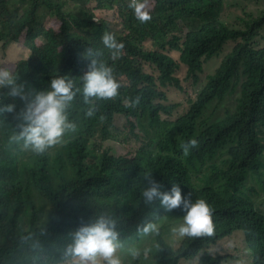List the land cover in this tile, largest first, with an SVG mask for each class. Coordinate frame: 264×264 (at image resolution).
<instances>
[{"label":"trees","instance_id":"16d2710c","mask_svg":"<svg viewBox=\"0 0 264 264\" xmlns=\"http://www.w3.org/2000/svg\"><path fill=\"white\" fill-rule=\"evenodd\" d=\"M130 3L0 0V55L23 39L12 72L26 90L57 75L82 88L88 47L121 85L116 97L91 100L90 117L78 93L69 108L76 131L42 154L11 140L24 102L0 90V106L16 104L0 113V264H72L71 233L102 212L118 218L123 264H264V202L245 192L250 180L264 198V11L237 28L221 19L225 0H148L151 19L141 23ZM113 9L117 30L95 16ZM105 32L124 44L119 56L103 45ZM181 76L197 88L193 97ZM172 89L186 105L175 118L182 103H170ZM190 139L198 146L185 155ZM145 174L164 191L175 183L190 200L205 199L213 235L172 236L184 212L144 206ZM146 220L158 235L137 233ZM234 235L237 246L212 251Z\"/></svg>","mask_w":264,"mask_h":264},{"label":"clouds","instance_id":"9594fccd","mask_svg":"<svg viewBox=\"0 0 264 264\" xmlns=\"http://www.w3.org/2000/svg\"><path fill=\"white\" fill-rule=\"evenodd\" d=\"M141 22L151 19L148 0H131L129 5ZM103 45L113 57L121 54L124 44L118 41L111 32L102 36ZM99 52L87 48L85 57L90 60L88 71L82 77V88L76 87L74 80L68 76L57 75L52 78L44 90H26L23 83L18 82V75L9 68L0 67V90H7L6 95L19 98L24 107L16 113L17 129L11 140L21 144L24 149L36 154L46 152L48 148L62 142L69 132H75L76 122L69 119V108L72 102L81 94L83 102L89 105L86 116H92L95 105L92 99H111L118 95L121 87L113 74V69L96 59ZM138 98L132 101L133 106ZM16 104L9 103L0 106V113H13ZM198 146L196 139H190L182 145L185 155ZM147 184L142 190V203L146 207H153L159 202L165 212L181 208L184 212L182 222L173 225L170 233L178 238H197L212 236L215 225L213 223V209L205 199L192 201L188 195H182L181 187L173 183L170 191H164L163 185L145 174ZM137 233L142 235L159 234V228L154 220H146L137 225ZM125 247L121 239L118 218L102 212L94 215L88 222L82 223L71 233V243L65 249V256L72 264H123L118 250ZM149 249L143 250L147 257ZM133 258L141 255L139 250H131Z\"/></svg>","mask_w":264,"mask_h":264},{"label":"rangeland","instance_id":"374dc122","mask_svg":"<svg viewBox=\"0 0 264 264\" xmlns=\"http://www.w3.org/2000/svg\"><path fill=\"white\" fill-rule=\"evenodd\" d=\"M264 11V2L263 0H225L223 11L221 13V19L228 23L230 26H235L237 28H243L244 22L250 20L251 18H255V16L259 15L260 12ZM96 19H104L110 26L117 30L115 27L117 23V13L113 10H106L104 12H95ZM23 39H20V41L14 45V47H11L6 54L2 57L0 55V67H6L9 68L11 71L15 68V65L17 63V59L21 56L22 50H23ZM214 67H217V65H212L209 70H205V74H209ZM184 74L183 72H181ZM180 82L182 88H184L187 93L188 97H193L195 94L197 88H195L190 80H187L183 78V76L180 77ZM169 101L172 103V101L175 102H181L182 104L177 108V110L174 112L173 117L182 114L185 109L186 105L183 101V95L179 90H170L168 91ZM264 144V142H263ZM256 187L255 185L248 180L246 184L245 192L250 194L254 200V202L258 201L264 202V198H257V195L255 193ZM262 213L264 214V204L261 206ZM179 222H176L175 224H178ZM238 236L234 235L232 238L227 239L221 243H219V246H214L212 248V251L219 252L222 254H226L229 247H235L237 246V238ZM239 238V237H238ZM239 249H243L242 247H239Z\"/></svg>","mask_w":264,"mask_h":264}]
</instances>
